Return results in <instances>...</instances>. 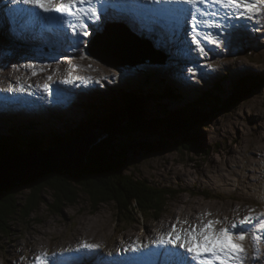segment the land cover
Masks as SVG:
<instances>
[{
    "label": "rangeland",
    "instance_id": "374dc122",
    "mask_svg": "<svg viewBox=\"0 0 264 264\" xmlns=\"http://www.w3.org/2000/svg\"><path fill=\"white\" fill-rule=\"evenodd\" d=\"M2 1L0 0V14L5 15L6 12L12 21L9 23L5 19L0 20V70H4L5 63L9 64L6 69L9 83L12 79L19 78L14 73L16 70L12 71L10 66L20 63L26 67L28 63L29 78L26 84L33 81L34 88L39 90L35 93L36 98H33V88L30 89L28 86L19 88L14 86L11 89L7 87V83L1 87L3 89L0 88V133L5 132L10 126L29 122L32 119L48 127L54 124L56 126L59 122L56 118L42 117V113L47 110L46 107L55 105H58L57 110L65 114L61 117L62 121L77 123L86 119L91 98H93L92 104L95 98L101 96L105 100H110L118 89L143 92H148L149 89L157 92L166 84L170 85L179 97L169 104L170 108L199 102L198 99L204 92L214 89L216 85L223 90L222 96L227 99L222 98V101L213 106L212 112L206 111L207 113L201 115L203 122L196 128L198 137L196 146L199 147L196 151L182 156L177 155L173 148H165L160 153L143 152L133 155L138 161L133 158L136 162L125 167L124 173L131 174L134 179L146 180L151 187L175 191L174 198L158 215L157 220H152L149 214L138 215L132 211L127 213L123 209L119 211L121 207L118 208L116 202L103 204L94 216H91L89 209L83 204L65 207L56 214H52L46 205L40 206V210H36L27 222L10 221L5 224L9 226L10 231L4 228L5 225L2 227L4 232H0V264H37V262L51 264L55 260L59 262L58 264H66L67 262L61 263L60 258L57 257L59 254H65L66 251L69 255H77V252L93 253L85 258L84 263L83 260L76 261L73 257L74 262L69 264H96L95 259L89 262L95 257V253L116 255L119 250L124 251L122 253L128 260L143 264L141 249L144 250L147 239H149L147 241L149 247L152 245L151 248L154 242L160 245V235L171 232L172 225L176 224L178 218L182 225L185 224L182 220L192 218L191 214L196 209L202 211L205 209V212L219 211L213 217H206L204 223L208 220L224 221L227 218V223L230 224L248 215L250 209L255 210L252 213L254 216L264 212V158L259 153L261 139L264 138V14H257L249 19L248 16L237 13L228 23L223 21L224 24L239 25L236 27L237 31L230 32L227 36V43L220 45L226 42L221 36H226L228 31L227 28H222L223 32H218L221 35L219 47L211 43L213 46L211 49L201 39L200 42L207 55L199 54V57L190 59L180 54L186 55L183 49L187 41L182 39V35L179 37L183 48L179 46L180 53H178L172 49L175 43L166 36L161 40V37L155 35L154 30L161 31L155 23L150 28L147 23L146 28L149 31L141 33L143 38L147 35L151 38L147 37L148 39L144 40L156 42L164 54L169 56L167 62L146 61L135 66L110 68L87 52L90 37L105 32V27L110 24L109 19L103 20V23L101 20V26L94 27L93 33L78 36L80 45L75 49L71 46L72 49L68 50L65 49L66 46L52 39L40 40L34 35L32 39H23L21 36H24L25 31L21 29L31 30L35 27L36 30H42L38 28L42 24L35 26L34 22H27L25 18L27 13L13 9L28 8L34 13L40 10H36L31 5H13L11 0H4L7 2L3 7ZM134 1L107 0L105 4L110 2L116 6H132L133 12L146 13L150 21L154 22L149 17H156L154 13L150 15L147 9L138 7L133 3ZM229 15H232L231 11ZM76 24L75 22L74 25ZM130 24L127 25V30L135 32L133 34L138 33L137 28L134 27L136 23L131 25L133 28H130ZM171 24L173 25L172 22ZM73 29H77L76 26ZM212 38H215L214 34ZM188 40L191 42L190 38ZM189 44H191V53H187V57L194 55L196 51V45L192 42ZM152 45L156 46L154 43ZM31 49L38 57L28 62ZM174 52L178 54V58ZM173 56L175 57L172 59ZM178 59L182 62L178 63ZM62 61H64L63 66L59 67ZM192 65L195 68L189 71L188 67ZM51 70H60L62 72L60 78L54 76L53 79H37L46 76ZM63 73H80L86 76L87 80L84 85L80 82L74 83V79L71 83H66L67 79L64 78ZM5 75L0 71V79H5ZM73 85H76L77 89ZM45 91L48 92L47 98ZM60 92L70 93L69 97L58 99L57 94ZM231 98L242 99L237 105L226 106V101H230ZM14 99L15 102L10 101ZM2 105L15 109L7 111ZM248 159H251V162ZM179 161H182L181 164L178 163ZM29 192V188L23 189L17 195ZM48 199L50 201L46 194V200ZM164 222H169L165 231L157 234ZM216 226L219 228L224 225ZM147 229L155 233L150 236V233H146ZM177 229H181V226L177 225ZM155 234L160 236L157 241L152 239ZM256 234L264 237V233ZM128 237H131V241H128ZM91 238H95L92 240L94 242H91ZM84 243L97 247L85 251L74 250L81 248ZM244 243L250 257L247 264H264V242L260 243V255L254 260L251 259L253 252L249 241L246 240ZM134 247H138L139 251H126L133 250ZM93 250L95 251L92 252ZM40 251L43 253L41 256ZM149 251H151L149 254H153L152 250ZM38 257L40 259H37ZM66 257L72 258L67 255ZM80 257L83 258V255ZM98 259L100 260L101 256Z\"/></svg>",
    "mask_w": 264,
    "mask_h": 264
},
{
    "label": "trees",
    "instance_id": "16d2710c",
    "mask_svg": "<svg viewBox=\"0 0 264 264\" xmlns=\"http://www.w3.org/2000/svg\"><path fill=\"white\" fill-rule=\"evenodd\" d=\"M163 88L157 92L118 89L110 100H105L101 96L95 98L93 104L91 98L86 119L77 123L62 121L61 117L65 114L56 113L50 116L59 121L56 126L54 124L48 127L33 119L10 126L5 132L0 133V158L39 153L43 149L55 148L67 141L85 136L87 130L94 128L101 129L108 135L118 134L122 129H134L140 133L155 135L153 137L157 139L173 141L172 148L179 156L191 154L199 148L196 146L198 142L196 128L203 122L201 115L207 113L206 111L212 112L215 104L222 101V98L225 100L227 98L222 96L223 90L216 85L214 89L204 92L198 99L199 102L170 108L169 104L179 97L170 85L166 84ZM232 100L234 99L226 101V106L231 107ZM99 152L89 156L88 160L95 159L91 163L98 160L104 165L105 150L101 149ZM106 166H111L108 165V161ZM110 169L112 175L104 176L102 169L99 168L97 173L102 177L82 179L79 183L65 178L58 181L56 178H45L36 181L28 194L2 197L0 232H4L2 227L10 221L27 222L36 210H40V206L44 205L52 214H56L65 207L83 204L89 209L91 216H94L103 204L116 202L118 208L121 207L119 211L123 209L127 213L132 211L138 215L149 214L152 220H157L158 215L174 198L175 191L151 187L146 180L134 179L131 174L124 173L125 167L121 170L111 166ZM46 194L50 201L46 200ZM4 228L9 230V226L5 225Z\"/></svg>",
    "mask_w": 264,
    "mask_h": 264
},
{
    "label": "water",
    "instance_id": "95a60500",
    "mask_svg": "<svg viewBox=\"0 0 264 264\" xmlns=\"http://www.w3.org/2000/svg\"><path fill=\"white\" fill-rule=\"evenodd\" d=\"M87 52L92 57L108 63L109 65L101 64L110 68L165 60V56L157 51L152 43L140 39L124 27H109L105 32L95 36L87 45ZM239 100L240 98L232 100V105H237ZM142 134L144 133L134 129H122L118 134L108 135L103 130L94 128L87 130L85 136L67 141L55 148L39 153L2 157L0 199L17 194L23 189H30L36 181L45 178H56V181L65 178L79 183L82 179L102 177L97 173L99 168L102 169L104 176L112 175L111 166L122 170L138 161V158L133 156L135 154L154 151L160 153L165 148L174 146L173 141ZM101 149L105 150L103 154L105 164L101 165L98 160L91 163L95 159L89 161V156L100 153ZM107 161L110 167L106 166Z\"/></svg>",
    "mask_w": 264,
    "mask_h": 264
},
{
    "label": "snow or ice",
    "instance_id": "6c2138e0",
    "mask_svg": "<svg viewBox=\"0 0 264 264\" xmlns=\"http://www.w3.org/2000/svg\"><path fill=\"white\" fill-rule=\"evenodd\" d=\"M107 0H11L13 5H31L39 9L42 13L48 14V18H54L52 14H58L60 18L71 17L75 20L84 35H88L87 26L81 21L83 17L92 20H99L96 5H101V12L107 15L104 4ZM156 3H176L191 5L188 9H176L175 11L185 19H189L191 25V42L196 45L200 54L207 55L205 48L200 40L204 39L209 43L219 47V41L212 38V34L203 33L199 27L218 26L214 22L198 19L205 15L217 16L219 13H204L198 5L210 2L212 5H220L225 10H230L233 16L237 13L246 15L249 19L254 15L264 14V0H152ZM86 5V7L84 6ZM13 11L35 15L28 8H14ZM227 18V13H225ZM75 27V25L73 26ZM189 71H192L189 69ZM71 80L66 83H71ZM15 90V89H14ZM22 90V89H21ZM254 209H250L248 215L238 221L227 223V218L221 220H208L207 223L201 221L197 225H189L187 228L177 229V225L182 222L177 219L176 224L172 225V231L167 234L168 238H160V244L170 245L171 248L157 252L155 255L160 258V264H247L250 259L248 248L245 241H249L255 259L260 255V243L264 242V237L257 235V232L264 233V212L253 215ZM183 223L187 224V221ZM224 225L217 228L216 225ZM96 245L84 243L82 248L93 249ZM134 247L133 251H138ZM46 255V254H45ZM37 259H40L39 257Z\"/></svg>",
    "mask_w": 264,
    "mask_h": 264
},
{
    "label": "bare ground",
    "instance_id": "6f19581e",
    "mask_svg": "<svg viewBox=\"0 0 264 264\" xmlns=\"http://www.w3.org/2000/svg\"><path fill=\"white\" fill-rule=\"evenodd\" d=\"M2 1V0H1ZM4 4H3V7H5V2H7V1H5L4 2V0L2 1ZM102 2H103V0H102ZM113 2V1H112ZM104 5H108V4H104ZM85 7H86V5H84ZM100 7H101V5H96V9H97V15L100 17L99 18V20H92L91 21V23L90 24H88L87 22H85V18H86V16L85 17H83V20L84 21H81L84 25H86L87 26V32L88 33H93V31H94V27H98V26H101V23H100V21L102 20V22H103V20L104 21H106L105 19H107V18H109L110 20H111V18L112 19H114L115 21H113V22H110V25H107L106 27H105V29L107 30L109 27H121V28H123L124 26H127V25H129L128 23L130 22V23H132L133 21H135L136 20V22H138L139 24H143L142 23V19L140 18V17H138V16H136L135 14H132V13H128V12H126V11H124V9H129V10H131V11H133V8H132V6H128V5H125L124 7L123 6H121V5H118V6H116V5H114V4H112V3H110V5L109 6H107V7H105L106 9H107V15H105L103 12H101L100 11ZM115 8H117V9H121V10H123V12H125V14H124V16H122V15H118L117 14V12H116V14L113 12V10H115ZM36 10H39V9H36ZM121 10H119V12L120 13H122V11ZM152 7H149L148 8V12H149V14L150 15H152L153 13H152ZM123 14V13H122ZM155 15V14H154ZM155 16H157V15H155ZM45 17V16H44ZM121 17H125V18H123L126 22H119L120 21V19H118V18H121ZM104 18V19H103ZM1 19H5L6 21H7V19L4 17V15L2 14H0V20ZM119 20V21H118ZM238 20V19H237ZM12 21V19H11V17H10V20L9 21H7V22H11ZM70 21V23L69 24H67L65 27H64V32L63 31H57V30H55V29H53V28H51L52 30L51 31H48V32H46L45 30H39V29H37V30H35L34 32H32L31 30H27V29H25L24 31V36H21L23 39H32L33 38V35H34V37H36L37 39H40V40H53V41H58L59 43H61L62 45H64V46H66V48L65 49H68V50H70V49H72L71 48V46L73 47V49H75L76 47H78L79 45H80V40H79V37L78 36H80V35H84L83 34V30L80 28V26H79V24L75 21V20H73L72 18L69 20ZM239 21V20H238ZM77 23L75 26H76V28L77 29H73L74 27V23ZM146 23H149V22H146ZM167 24H171V22L169 21H167ZM105 26V25H104ZM103 26V27H104ZM128 27V26H127ZM156 27H159V26H157L156 25ZM167 27H171V25H168ZM236 27H239V25L238 24H231V25H229V24H224V23H222L219 27H218V29H217V31L216 30H212V28H202L201 29V34L203 35V33H210V34H214L215 35V38L214 39H216V40H218V41H220L219 40V38H220V36L221 35H219L218 34V32H223L222 31V28H227L228 29V31H227V35L226 36H221V39L222 40H225L226 42H222V43H220V45H224L225 43H227V36H229L230 35V32H235V31H237V28ZM130 28H133V27H131L130 26ZM159 28H161V29H163V27H159ZM126 29H128V28H126ZM21 31H23L22 29H21ZM129 32H131V33H135V32H133V31H131L130 29L128 30ZM155 31V35H157V36H159V37H161V40L162 39H164L165 38V36L167 37V39L170 37V32H171V30L170 29H167V30H165V32L163 33V32H161V31H157V30H154ZM157 33H159V34H161V36L160 35H158ZM137 34V36L140 38V39H148V38H151L149 35H147V37L146 38H143L144 36L142 35V33L141 32H139L138 31V33H136ZM76 38H77V42H76ZM168 40H170V39H168ZM171 41V40H170ZM201 41V40H200ZM46 43L47 42H49V41H45ZM172 42V41H171ZM178 42V40H175V42L173 41L172 43H175V44H173V48L172 49H175V51H180V48H179V46L181 47V48H183V46H182V44L180 43L179 44V42ZM202 42H204V44H207L208 46H210V48L212 49L213 48V46L211 45V43L209 44V42L208 41H206V40H204V39H202ZM201 42V43H202ZM156 43V42H155ZM186 46H184V47H186V49H187V53L189 54V53H191V44H189V42H187V44H185ZM219 45V46H220ZM184 51H185V49H183ZM215 50L217 51V47L215 48ZM172 51V50H171ZM195 54L194 55H188V57L186 56V58H188V59H190L191 57H193V58H195V57H199L198 55L200 54V52L196 49V51L194 52ZM192 54H193V52H192ZM174 55L178 58V54L176 55V52H174ZM37 57H38V55L36 54V52H34L32 49L30 50V52H29V54H28V62H29V60L30 59H32V58H36L37 59ZM178 61V63H180V62H182V60H177ZM4 64V63H3ZM27 64L28 63H26V67H25V65H23V64H20V63H18L17 65L15 64V65H12V66H10L11 67V70L12 71H14L13 69H15L16 70V72H14V73H16L18 76H19V78H17V79H12L9 83H8V81L10 80L9 79V76L7 75V73H6V69H7V67H9V64H7V63H5L4 64V70H0L1 71V73L2 74H6L5 76V79H0V88L2 87V86H4V85H7V83H8V85H7V87L8 88H13L14 86H16V87H21V86H24V87H26V86H28L30 89H32L33 88V90H32V97L33 98H36L35 97V93L39 90V88L38 89H36V88H34L35 87V84L33 83V81H29L28 82V84H26V80L29 78V73H28V67H27ZM63 64H64V61H62L61 62V64L59 65V67H62L63 66ZM188 68H190V69H194L195 67L192 65V66H189ZM25 70H26V72H25ZM60 74H62V72L60 71V70H51V71H49L47 74H46V76H44V77H42V78H37L38 80H42V79H44V78H46V79H53V77L54 76H56L57 78H60ZM63 75H65L64 76V78L65 79H67V81L68 80H72V79H74V83L75 82H80V84L81 85H84L85 84V82H86V80H87V78H86V76H84V75H81L80 73H63ZM61 86H62V84H60ZM74 86V88L75 89H77V87H76V85H73ZM40 87H42V86H40ZM79 87H82V86H79ZM78 87V88H79ZM1 89H3V88H1ZM44 91V90H43ZM43 91L41 92V93H43ZM147 91H149V89L147 90ZM45 93H46V96L45 95H43V94H41V95H43V96H45L46 98H47V91H45ZM69 94L70 93H68V94H64L63 92H60L59 94H57V98L58 99H63V98H66V97H69ZM64 95H67V96H64ZM10 101H16L15 99L14 100H10ZM46 105V104H45ZM45 105H43V106H45ZM2 107L4 108V109H6L7 111L9 110H14L15 108H13V107H8V106H5V105H2ZM18 108V107H17ZM24 108V107H23ZM19 110H23V109H20V108H18ZM258 141H260V140H258ZM261 144H260V150H259V153H260V156H262V158H264V138L263 139H261ZM254 152V151H253ZM257 154V153H256ZM247 156V155H246ZM256 159V158H255ZM259 160V159H258ZM248 161H250L251 162V159L249 160L248 159ZM257 161V160H256ZM260 161V160H259ZM256 164H258V163H256ZM217 212H219L218 210H216V211H206L205 212V209H203V211L201 210V209H196V210H194L193 211V213L191 214V217L192 218H186V219H183L182 221L184 222V221H187L188 223L187 224H178V225H180L181 226V228H187L189 225H197V224H200L201 223V221H205L206 220V217H213V216H215L216 214H217ZM167 223H169V222H164L163 223V225H162V227H161V229H160V231L157 233V234H159V233H163L164 231H165V227H166V225H167ZM217 227V226H216ZM218 228V227H217ZM146 233H150V236H152L155 232H153V230H151V229H147L146 230ZM161 236V235H160ZM159 235H157L156 236V234L154 235V238L152 237V239H154V240H159V237H160ZM140 237H142V235H140ZM92 240H95V238H91V242H94V241H92ZM128 241H131V237H128ZM152 245L150 246V249L149 250H152ZM129 248V247H128ZM74 250H76V251H82V250H86V249H84V248H77V249H74ZM95 250H93L92 252H94ZM126 251H133L132 249H130V250H126ZM139 251V250H138ZM141 252H143L142 250H141ZM149 252H151V251H149ZM77 254H78V252H77ZM84 254H93V253H84ZM136 254V253H135ZM95 255V257L96 258H99V256H100V254L99 253H95L94 254ZM151 255H153V254H148V256H151ZM127 257H129V256H127ZM58 264V263H57Z\"/></svg>",
    "mask_w": 264,
    "mask_h": 264
}]
</instances>
